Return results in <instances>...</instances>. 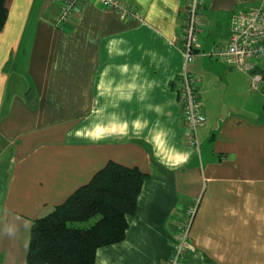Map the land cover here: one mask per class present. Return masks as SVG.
Segmentation results:
<instances>
[{
  "label": "crops",
  "instance_id": "obj_1",
  "mask_svg": "<svg viewBox=\"0 0 264 264\" xmlns=\"http://www.w3.org/2000/svg\"><path fill=\"white\" fill-rule=\"evenodd\" d=\"M118 1L135 16L87 1L60 27L54 0L8 1L0 31V264H28L32 221L110 160L148 176L125 237L98 248L93 264H166L191 205L186 264H264V102L254 107L249 76L232 64L198 54L184 65L183 0ZM262 3L205 0L197 52L228 39L233 13ZM183 70L205 115L198 151L186 143L175 92Z\"/></svg>",
  "mask_w": 264,
  "mask_h": 264
},
{
  "label": "trees",
  "instance_id": "obj_2",
  "mask_svg": "<svg viewBox=\"0 0 264 264\" xmlns=\"http://www.w3.org/2000/svg\"><path fill=\"white\" fill-rule=\"evenodd\" d=\"M8 1L0 0V31ZM147 176L138 167L108 161L88 182L32 221L26 262L93 264L98 248L125 237L127 217L136 213L137 196ZM92 218V223L80 224Z\"/></svg>",
  "mask_w": 264,
  "mask_h": 264
},
{
  "label": "built area",
  "instance_id": "obj_3",
  "mask_svg": "<svg viewBox=\"0 0 264 264\" xmlns=\"http://www.w3.org/2000/svg\"><path fill=\"white\" fill-rule=\"evenodd\" d=\"M57 14L54 25L63 26L71 21L74 10L83 2L116 12L120 18L135 16L133 8L118 0H54ZM205 0H183L179 23V38L184 65L192 63L198 55L197 46L205 33L203 7ZM231 32L225 41H217L209 50L202 51L210 59L232 64L237 70L249 76V89L264 95V3L256 8L237 11L232 14ZM177 102L182 119L187 126L186 143L199 150L197 130L205 123L202 103L199 100L195 79L183 70L175 84ZM196 213V206H189L171 243V253L166 264H186L190 229Z\"/></svg>",
  "mask_w": 264,
  "mask_h": 264
},
{
  "label": "rangeland",
  "instance_id": "obj_4",
  "mask_svg": "<svg viewBox=\"0 0 264 264\" xmlns=\"http://www.w3.org/2000/svg\"><path fill=\"white\" fill-rule=\"evenodd\" d=\"M200 49V48H199ZM210 48H207V50H209ZM198 54H201V50H199L198 51ZM201 56H203V55H201ZM208 59H210L209 57H207ZM201 58L199 57V58H197L196 60H200ZM210 60H212V59H210ZM212 61H214V60H212ZM215 62V61H214ZM197 63V62H196ZM215 63H217V62H215ZM249 83H250V80H249ZM249 91L250 92H252L250 89H249ZM252 94L255 96V104H254V107H256L257 108V105L256 104H258V101L260 102V100L261 101H263L264 102V95H262L261 93H259V92H252ZM258 98V99H257ZM258 110H259V108H258ZM94 221V218H92V219H90L89 221H86V222H82V223H80V224H83V225H87V224H89V223H92Z\"/></svg>",
  "mask_w": 264,
  "mask_h": 264
}]
</instances>
